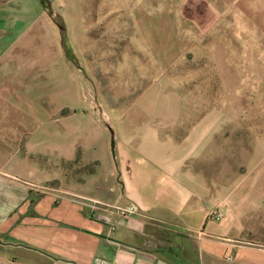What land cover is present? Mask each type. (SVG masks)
Segmentation results:
<instances>
[{"label":"rangeland","instance_id":"1","mask_svg":"<svg viewBox=\"0 0 264 264\" xmlns=\"http://www.w3.org/2000/svg\"><path fill=\"white\" fill-rule=\"evenodd\" d=\"M11 3L12 62L0 70L4 243L63 225L65 202L98 214L111 185L122 189L127 161L136 173L139 154L159 150L175 153L193 190L207 188L208 219L219 204L257 219L264 243V0L0 9ZM1 258L12 264L3 248Z\"/></svg>","mask_w":264,"mask_h":264},{"label":"crops","instance_id":"2","mask_svg":"<svg viewBox=\"0 0 264 264\" xmlns=\"http://www.w3.org/2000/svg\"><path fill=\"white\" fill-rule=\"evenodd\" d=\"M11 44L12 3L0 9V70L11 65L12 50L4 48ZM166 154L141 152L133 174L127 161L121 175L126 186L119 191L111 185L96 215L94 206L65 202L63 225L31 226L25 242L8 244L0 236V259L3 248L12 264H264L257 219L230 213L208 219L207 188L193 190L177 175L175 153Z\"/></svg>","mask_w":264,"mask_h":264},{"label":"built area","instance_id":"3","mask_svg":"<svg viewBox=\"0 0 264 264\" xmlns=\"http://www.w3.org/2000/svg\"><path fill=\"white\" fill-rule=\"evenodd\" d=\"M124 212H132L133 209L123 210ZM215 220H221L224 217V207L219 204L210 214Z\"/></svg>","mask_w":264,"mask_h":264}]
</instances>
